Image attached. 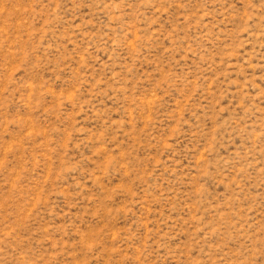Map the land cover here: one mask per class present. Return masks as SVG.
<instances>
[{"label":"rangeland","instance_id":"rangeland-1","mask_svg":"<svg viewBox=\"0 0 264 264\" xmlns=\"http://www.w3.org/2000/svg\"><path fill=\"white\" fill-rule=\"evenodd\" d=\"M0 264H264V0H0Z\"/></svg>","mask_w":264,"mask_h":264}]
</instances>
